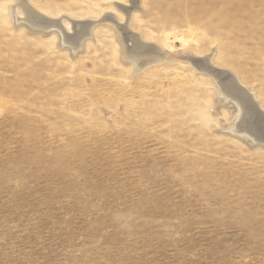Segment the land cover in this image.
I'll use <instances>...</instances> for the list:
<instances>
[{"label": "rangeland", "instance_id": "obj_1", "mask_svg": "<svg viewBox=\"0 0 264 264\" xmlns=\"http://www.w3.org/2000/svg\"><path fill=\"white\" fill-rule=\"evenodd\" d=\"M13 2L0 0V264H264V146L231 132L211 80L187 64L135 74L108 22L74 52L17 24ZM29 2L123 21L115 3L130 0ZM140 5L146 40L212 54L264 107V0ZM201 6L211 33L182 20Z\"/></svg>", "mask_w": 264, "mask_h": 264}, {"label": "bare ground", "instance_id": "obj_2", "mask_svg": "<svg viewBox=\"0 0 264 264\" xmlns=\"http://www.w3.org/2000/svg\"><path fill=\"white\" fill-rule=\"evenodd\" d=\"M115 5L123 10V21L118 19L114 13H105L94 20L74 19L62 15L50 17L36 10L37 8L35 9L29 0H14L11 9L13 20L17 24L25 25L30 30L41 33L55 31L60 35L62 44L70 45L74 52H79L82 49L84 41L91 38L92 32L97 24L106 22L113 24L114 27L119 29L121 40L126 43V59L132 64L135 74L166 64H187L195 72L208 77L216 86L219 97L235 107V123L233 124V131L231 130V132L245 139L247 142H256L264 146V107L257 98L256 92H254L255 89L245 86L242 79L240 80L231 70L218 66L214 62L212 54L210 56H202L194 48L193 50L188 49L184 54L172 55L167 53L162 45L146 40L141 33L131 27L132 15L142 9L140 0H130L128 5L116 2ZM205 6L203 8L201 6L199 9H202L197 10L199 12H196L197 16H195L194 9L191 10L192 8L190 10L193 12L190 13L184 10V18L182 20L184 22L186 21V24L190 27H195L197 31L205 27L207 33H211V23L207 20V16L204 19L203 12L209 14L208 10L205 11L208 8H204ZM201 12L204 17H202V14L201 16L199 15ZM205 20L210 23V26L206 24L207 22L205 23ZM190 27L187 29L190 30ZM71 28H73L72 33H70ZM187 45L188 41L184 47Z\"/></svg>", "mask_w": 264, "mask_h": 264}]
</instances>
